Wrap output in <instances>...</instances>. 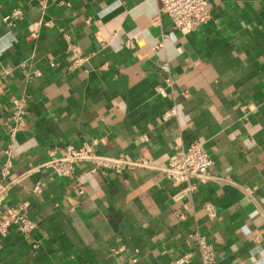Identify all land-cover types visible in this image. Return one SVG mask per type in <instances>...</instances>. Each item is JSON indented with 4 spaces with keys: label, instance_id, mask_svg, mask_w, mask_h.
<instances>
[{
    "label": "crops",
    "instance_id": "crops-1",
    "mask_svg": "<svg viewBox=\"0 0 264 264\" xmlns=\"http://www.w3.org/2000/svg\"><path fill=\"white\" fill-rule=\"evenodd\" d=\"M207 1L209 21L183 34L156 24L161 0H0V177L11 151L6 206L36 224L0 236V264H200L196 230L216 264H264V0ZM194 140L213 165L187 194L165 168ZM85 144L151 166L32 171Z\"/></svg>",
    "mask_w": 264,
    "mask_h": 264
},
{
    "label": "built area",
    "instance_id": "built-area-1",
    "mask_svg": "<svg viewBox=\"0 0 264 264\" xmlns=\"http://www.w3.org/2000/svg\"><path fill=\"white\" fill-rule=\"evenodd\" d=\"M13 15L19 16L20 12L15 11ZM161 16H165L171 20L173 29L183 34L194 32L202 25L207 23L211 18L210 5L207 0H161L159 15L156 24H161ZM11 17H6L5 21L9 22ZM167 35H165L166 37ZM161 46H157L159 49ZM80 59L76 60L72 67L78 65ZM165 71H169V66L164 65ZM28 98L24 94L21 98H17L12 102L13 113L11 116L12 125L9 126L11 138L14 139L19 130L22 128V122L26 115L25 103ZM175 116L176 110H171L167 116ZM8 159L2 170L0 177V236L6 237L12 227H16L19 232L28 235L36 227V224L24 214L27 204L18 207H7L6 201L11 189V184L4 182V178L8 176L9 169L12 166V152L8 151ZM79 163H89L95 168L103 171L113 170L118 174L131 169L133 167H150V160L141 158L137 160H127L122 156L110 157L98 155L91 145L85 144L80 148L68 147L67 152L62 157L51 155V158L35 167L32 171L52 170L57 176L75 177L76 166ZM213 161L208 152L204 149L203 142L194 140L188 146L177 144L174 152L171 154L168 166L165 168L166 176L176 184L183 182L189 183L185 193L191 194L195 190V186L190 182L198 179L204 183L210 174V168ZM44 184H37L35 192L41 193ZM210 216H214V210L209 209ZM194 241V251L200 260V264H216V249L208 238L196 230L191 235ZM192 257L190 254H184L175 258L172 264H191Z\"/></svg>",
    "mask_w": 264,
    "mask_h": 264
}]
</instances>
